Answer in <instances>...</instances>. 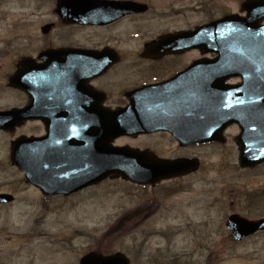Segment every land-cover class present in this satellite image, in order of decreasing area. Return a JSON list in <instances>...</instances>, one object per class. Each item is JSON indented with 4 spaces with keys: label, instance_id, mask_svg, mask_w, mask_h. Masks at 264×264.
<instances>
[{
    "label": "rangeland",
    "instance_id": "374dc122",
    "mask_svg": "<svg viewBox=\"0 0 264 264\" xmlns=\"http://www.w3.org/2000/svg\"><path fill=\"white\" fill-rule=\"evenodd\" d=\"M142 1L153 7L145 19L156 34L190 29L212 17L239 12L243 0ZM54 7V0H0V109L23 101L16 89L6 85L19 51L28 53L27 49L43 47L48 41L58 43L66 32L69 37L85 32V28L57 25L50 37L43 36L48 34L41 26L53 18ZM112 27L86 32L90 39L96 37L91 32H96L103 42L121 49L132 43L129 25ZM27 31L34 38L24 34ZM61 31L65 32L59 37ZM140 31L137 27L133 33ZM82 39L85 36L78 34L73 41ZM163 67V71L167 67L168 72L174 70ZM120 91L116 87L118 94ZM41 130L39 125L27 123L12 133L0 131V192L15 196L14 201L0 204V264H79L84 254L94 250L121 251L131 264H264V230L235 242L225 227L232 213L250 219L264 216V163L251 170L240 167L233 140L237 128L230 129L223 144L190 149L188 153L198 155L204 163L191 176L147 187L113 178L70 196L42 194L10 162V140ZM149 141L166 145L168 155L186 152L178 151L173 137L166 134L151 136ZM145 143L143 138L135 141Z\"/></svg>",
    "mask_w": 264,
    "mask_h": 264
},
{
    "label": "water",
    "instance_id": "95a60500",
    "mask_svg": "<svg viewBox=\"0 0 264 264\" xmlns=\"http://www.w3.org/2000/svg\"><path fill=\"white\" fill-rule=\"evenodd\" d=\"M129 6L132 10L138 9L136 4L130 5V3L65 0L62 5H59L58 10L61 14L74 15L71 20L103 23L109 21L104 20L106 16H112L108 14L107 9L114 11L115 14L121 10V7L129 9ZM241 10H247L248 15L240 17L238 14H228L193 31V34L200 38V41H195V45L199 47L210 45L219 52V57L215 60L217 68L224 70L227 76L228 74L229 76H242L245 80L243 85L237 87L239 89L230 94L231 99H237L236 101L229 102L226 94L220 93L218 98L220 100L215 102L219 110L215 112L213 118L208 121L200 117L199 119L190 118L180 129L173 125L172 120H165L163 126L156 127L161 124L160 120L146 122L145 118L131 119L126 116L128 108L108 113V115L105 110H101V117L104 120L100 132L99 118L94 116L97 112L93 111V108H86V111L91 114H87L85 120H73V124L69 121L71 132H69L70 135L64 137L68 141L67 144L75 145L76 148L68 147L60 140V148L53 146L56 143L47 145L49 136L52 135L50 133L42 139L20 138L12 142V163L17 164L25 172L27 181L38 186L45 194H70L100 182L108 176H122L138 183L155 184L163 178L196 170L199 165L198 159H164L149 151H139L126 146L112 147L108 143L122 134H133L137 131L145 132L158 128H170L184 145L206 141L223 142V129L232 122L241 123L242 115L245 117V112L250 111V106L259 104L256 103L257 100L244 104L239 99H258V97L264 99V25L260 24V20L264 18V0H245L241 5ZM213 32H215V37H212ZM30 64L28 60L24 63V65ZM105 69L106 67H103L99 72ZM28 73L27 79L30 85L25 89L33 93L36 86L39 87L43 83L37 82L38 71L33 69ZM45 77L46 75L41 76V79L46 80ZM16 79L17 74L10 80L14 86L17 84ZM63 79L66 81L64 85H68L67 88L77 87L76 83L69 86L70 79L64 77ZM71 79L76 81L75 78ZM221 88H223L222 85ZM159 89L164 91L161 87ZM245 106H247L246 109ZM32 107L31 104L21 110L14 108L0 111V128L6 129L14 126L23 115L28 118L25 113L31 114ZM96 109L99 110L98 107ZM108 118L113 121L107 120ZM249 120L253 123L249 133L245 135L243 132L236 137L240 149V164L243 167L254 166L264 161V108L261 115L259 112L253 113ZM256 123L263 126L259 132L253 131ZM84 126L86 140L85 137H80V130ZM185 126H188V130ZM99 136L102 137V141L97 140L96 137ZM75 139H81L85 145L79 141L76 142ZM35 144L42 145L39 153L42 152L46 160L41 158L33 164L34 156L26 148L33 147V151H36ZM50 155H56V158ZM57 158V162L63 165H56ZM12 199L13 196L10 194H0V202H8ZM227 228L232 231L234 239L240 241L259 230H264V218L250 220L234 214L228 219ZM79 264H130V262L121 252L113 255L90 252L80 259Z\"/></svg>",
    "mask_w": 264,
    "mask_h": 264
},
{
    "label": "flooded vegetation",
    "instance_id": "af4514ba",
    "mask_svg": "<svg viewBox=\"0 0 264 264\" xmlns=\"http://www.w3.org/2000/svg\"><path fill=\"white\" fill-rule=\"evenodd\" d=\"M64 1L65 0H54V9H56L60 2ZM53 11V18L50 20L54 25L51 30L46 33L48 35L43 36L50 37V32L57 25H63L67 29L85 28V32L77 34L72 33V37H69L70 32H66L65 39L58 43L54 44L48 41L43 47H36L31 50L27 49L28 53L19 51L15 56L14 67L16 70H19L22 75L25 74L28 84H30V82L29 79H27V74H29V71H33V69L39 72L37 75L39 76L37 82L40 81L43 83V85L39 87L36 86L31 96L21 89L15 90L19 95V99L23 100L16 105L17 107L23 108L28 104H32L33 106L31 112L32 118L18 124L17 129H19L21 125L34 123L39 125L42 130L38 134L31 133L30 135L41 137L48 133L52 134L53 138L49 139V144L47 145L56 143L53 146L60 148V140L62 144L68 147H75V145L67 144L68 141L64 138L66 135H70L69 132H71L68 122L70 121V124H73V120H85L87 114H91L86 111V108H93V111L97 112L94 116L99 118L98 126H100V132L102 131V121L104 120V118L101 117V110H105L107 112L106 115H108V113L119 112L124 108H128L126 116L131 119L145 118L147 119L146 122H149L151 120L159 121L164 118H169L172 120L173 125L180 129L183 127L188 117L199 113V99H197V94L192 88L193 84H198V78L200 76L197 63L201 58H214L215 53L208 52L207 55L204 56L201 51L196 48H185L175 51L162 48H160L159 51L146 50L144 48L145 45L151 40L157 39L161 33L157 32L154 34L155 30L151 23H146L142 27L137 23L136 17L143 16L142 13L123 15L116 21L106 25H87L78 22L66 23L55 14V10ZM108 18L109 16H106L104 20ZM128 25V33L131 32L130 35L133 34L135 28H141L137 37H142V40H134L129 46L127 45L126 48L122 49L110 42H103L102 37L96 32H91V35H95L96 37L90 39V34L86 32V29H103L109 26H114L112 28L117 29H125ZM64 32L65 31L59 32L58 36L61 37ZM24 34H28L30 38H34L29 31ZM78 34L81 38L85 36L82 42L73 41ZM136 45H140V47ZM61 47L64 49L63 53L61 55L55 54L53 49ZM45 51H49L48 55L46 57H41L40 55ZM27 60L31 62L30 65H24ZM67 63H70V65H67ZM163 65L171 66L174 70L168 72L167 67L166 70L163 71ZM190 65H192V68L189 70ZM103 67H106V69L99 72ZM43 70H48L45 77L46 80L41 79V76H44L41 73ZM180 71L182 75L177 81V90L169 89L168 91H162L158 89L161 81L173 77ZM60 75L70 79L69 86L76 83L77 87L67 88L68 85H64L66 82L65 80H63V82L59 81L58 78ZM8 78L9 77H7V80ZM71 78H75L76 81H72ZM18 83H21V79H18ZM116 87L121 90L119 94L116 92ZM137 89H144V95H132L137 93ZM123 92H125L124 95ZM179 93H181L180 96H176V94ZM253 100H257L256 103L259 104L252 105L250 111L245 112L246 118H250L253 113L257 114V112H259V115L262 114L264 99H249V101ZM96 107H98L99 110H97ZM244 108L246 109L247 106ZM107 120L113 121L111 118ZM252 124L251 120H245L243 125H230L226 127L224 132L226 136L229 137L230 129L237 127L238 132H243V130L250 128ZM162 125H164L163 122L156 127ZM260 127L261 126L256 123L255 128L258 129ZM164 134L173 137L178 151L186 152L168 155L164 151L168 150L165 147L166 145L160 146L149 141V139L151 140V136L160 137V135ZM54 136H56V138H54ZM80 137H85L86 140L85 126L80 130ZM96 138L102 141L101 136ZM141 138H143L146 143L135 144V141ZM121 139H126L128 142L120 144L119 141H121ZM75 141L83 143L81 139H75ZM109 143L115 146L123 145L142 150H152L156 154H160L159 156L164 155L167 158H198V155H191L188 152L192 148L203 145L191 144L182 146L173 136L172 131L161 128L145 132H136L130 135H122ZM41 146L42 145L35 144L34 149L40 150L39 148ZM50 156L56 158V155ZM57 161L58 158L55 163L60 164ZM203 166V160L200 159L199 168L194 172L187 173L183 178L199 172Z\"/></svg>",
    "mask_w": 264,
    "mask_h": 264
}]
</instances>
